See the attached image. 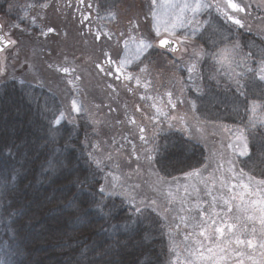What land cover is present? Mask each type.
<instances>
[{"label":"rangeland","instance_id":"1","mask_svg":"<svg viewBox=\"0 0 264 264\" xmlns=\"http://www.w3.org/2000/svg\"><path fill=\"white\" fill-rule=\"evenodd\" d=\"M175 2L182 3L183 0H175ZM206 2L213 4L215 0H206ZM235 2L245 8L244 12L233 13L242 20L243 27L226 21L215 8L204 9L196 17L200 31L187 41L186 53L177 41L179 50L174 53L154 46L146 51L140 60L134 61L128 71L140 77L141 86H137L135 80L121 81L115 79V76H106L96 68V64L102 63L105 69H108L105 52L117 61L125 55L131 57L135 52L136 44L129 40L128 49H125L123 44L130 33L135 36L136 41L143 37L156 45L158 38L152 31V20L149 15L151 0H83V3L79 0H0L2 32L4 35L10 34V36L5 35L6 40L11 38L17 42L0 52V67H3V71H0V110L8 103L14 119L20 121L25 114L22 105L24 103L32 105L34 102L42 107L48 106L50 114L53 111L48 101L50 98L58 105V109L55 110L56 115L52 114L53 126H57L54 122L61 112L64 116L59 124L65 122L68 125L75 124L76 118L83 114L90 126L93 139L90 158L96 170L101 173V186H105L106 193L112 191L118 193L104 195L122 198L126 201L125 207L131 211L130 213L135 212L131 206L133 196L137 204L146 195L149 199H156L158 204L168 206L166 198L169 188L177 198L175 201L177 210L180 208L178 201L181 198L185 199L186 206H192L198 201L211 203V197L206 195L207 190L200 178L185 180L184 175H180L178 190L176 184H165L160 187L154 169L149 168L144 156L148 149L156 145L157 135L161 131L179 132L184 138L203 148L206 154L204 164L209 165L203 172V178L208 179L217 165L223 163V175L229 185L247 184L249 177H252L253 191H258L255 182L264 178L245 172L239 162V158L245 156L233 154L232 150L227 148L229 143L234 147L237 145L238 136L246 138V129L239 125L230 126L204 120L201 118L204 116H200L193 109L194 100L189 97L193 93L202 91L203 77L207 78L208 83L209 74L213 78L212 80L209 76L212 84H222L240 92L244 77L252 75L258 79L257 73L264 60L261 56L252 58L249 52L243 49L241 40L243 35H249L264 45V0H235ZM29 4L35 7L29 8ZM41 4H47V7H40ZM89 4L92 5L91 8L88 7ZM188 15L191 16V13ZM84 16H88L89 19L82 23ZM33 17L35 23L32 22ZM131 21L139 23L138 31H132ZM48 28H53L54 31L47 32ZM228 29L232 33L228 32ZM191 30V26H185L178 28L177 33L182 36L185 32L190 33ZM98 33L99 40L96 39ZM104 33H109L111 38L109 39ZM121 33L124 34L123 37ZM254 45L251 42L247 47L255 50ZM258 47L261 49L260 45ZM225 49L226 56L223 52ZM194 51L202 55L198 58L193 57ZM190 61L196 63V70L191 78L186 68ZM63 67L74 68L75 72L65 74L57 70ZM141 67H146L147 70L140 72ZM75 76H79L80 79L76 80ZM69 80L73 83L69 84ZM144 82H149L147 87L144 86ZM109 84L113 87L109 88ZM125 84L132 87L133 91L129 92L124 87ZM38 89L48 95L42 96ZM169 91L173 93L175 109L168 104L166 93ZM141 96L152 99H141ZM72 99H76L78 106L82 107L79 113L72 112ZM153 104L156 107H153ZM252 104L253 102H250L248 106L250 119L256 118V123H262L264 111L259 113V108L256 107L253 112ZM157 109L165 114H159ZM4 117V114L0 115V124ZM25 117L31 126L36 116L27 113ZM133 117L137 122L136 125L129 123V118ZM181 117L184 118L183 123ZM18 124L19 122L17 127ZM0 126L5 130L4 124ZM138 126L146 128L148 144L140 141ZM133 145L141 157L139 160L133 155ZM229 160L232 161L231 164L228 163ZM97 161H100L99 166ZM229 168L233 171L228 172ZM241 170L246 175L242 180H238ZM214 175L217 183L213 187V195L219 197L224 194L226 198H230L233 193L220 186L221 173L215 172ZM113 183L117 185L115 190L111 187ZM209 183L211 184L210 180ZM185 184L189 186L187 194L184 191ZM135 185L140 187L133 190ZM196 189H199V194ZM232 203L235 213V205L240 203L239 198ZM221 205L217 206V211L220 210ZM204 207L211 211L208 204H204ZM144 210L156 215L151 208ZM254 214L258 216L259 212L256 211ZM158 217L163 222L167 242V264H185L190 251H195L196 255L200 254L199 244H194L192 239L184 240V236L191 232L192 228H185L180 224L177 230L175 224L170 225L160 216ZM176 223L179 221L177 220ZM252 226V222H249V229ZM255 227L259 228V224L256 223ZM170 231L171 235H169ZM199 240L205 245L203 254L207 256L206 248L210 242L202 237ZM232 247L234 248L235 245ZM244 251L251 252L246 248ZM191 258L195 260V264H208V261L196 260L195 256ZM235 259L237 258L232 257L228 264H232ZM245 264H251V261L245 258Z\"/></svg>","mask_w":264,"mask_h":264},{"label":"trees","instance_id":"2","mask_svg":"<svg viewBox=\"0 0 264 264\" xmlns=\"http://www.w3.org/2000/svg\"><path fill=\"white\" fill-rule=\"evenodd\" d=\"M242 37L243 49L264 60V45ZM250 41L255 50L247 47ZM209 76L208 83L203 77L202 91L189 96L195 111L204 120L246 129L250 155L239 158L240 166L264 178V121L250 119L248 107L255 102L259 113L264 111V81L244 77L240 92L212 84ZM48 101L51 115L48 106L24 103L20 121L8 103L0 110L5 115L0 124L5 127L0 128V264H167L163 222L149 210L130 213L122 198L98 191L101 173L90 158L87 120L82 114L73 125L53 126L58 105ZM27 113L36 116L31 126ZM155 146L168 179L201 167L206 159L200 145L176 131L159 132Z\"/></svg>","mask_w":264,"mask_h":264},{"label":"snow or ice","instance_id":"3","mask_svg":"<svg viewBox=\"0 0 264 264\" xmlns=\"http://www.w3.org/2000/svg\"><path fill=\"white\" fill-rule=\"evenodd\" d=\"M79 2L83 3V0H79ZM28 7L32 8L35 7V5L29 4ZM40 7H47V4H41ZM88 7L91 8L92 5L89 4ZM207 8H215L216 12L226 21H230L240 27L244 26L242 20L238 19L233 13L244 12L245 8L235 2V0H215V3L213 4L207 3L206 0H183L182 3L175 2V0H151L149 15L152 20V31L158 38L157 44L153 45L152 42L145 40L143 37H141L139 41H136L135 36L130 33L128 39L123 41V44L125 49L129 48V40L136 44L135 52L132 53L131 57L125 55L117 61L112 59L108 52H105L104 56L107 60L108 69L106 70L102 63H97L96 68L106 76H115V79L121 81L135 80L136 85L141 86L140 77L135 76L132 72L128 71L134 61L140 60L141 56L154 46H159L160 48H164L174 53L179 50L178 47L173 46L177 41H179V45L183 47V50L186 53L188 50L187 41L200 31L199 22L196 20V17L201 11ZM188 13H191V16H189ZM88 19V16H84L82 23ZM32 22L35 23V17L32 18ZM131 25L133 32L138 31L139 23L137 21H131ZM185 26H191V32H185L182 36L178 35L177 29L184 28ZM53 31V28L47 29V32ZM5 35L10 36V34ZM5 35H0V52H2L5 47L14 46L17 43L16 40L11 38L6 40ZM104 35L108 36L109 39L111 38L109 33H104ZM121 36L123 37L124 34L121 33ZM96 39H100L99 33L97 34ZM223 52L226 56L227 50L225 49ZM201 55L202 53L200 52H193V57L198 58ZM261 63L262 66L257 75L259 80L264 81V61ZM177 67H179V65H177ZM186 68L189 78H191V75L196 70V63L190 61ZM57 70L65 74H72L75 72L74 68L69 67L58 68ZM146 70V67H141L139 69L140 72H145ZM0 71H3V67H0ZM249 71H251V69ZM75 79L79 80L80 77L75 76ZM72 83L73 81L69 80V84ZM148 84L149 82H144L145 87H147ZM108 87L112 88L113 86L109 84ZM124 87L129 92L133 91L132 87H129L127 84H125ZM166 95L168 97V104L175 109L176 104L172 99L173 93L169 91ZM145 98L152 99V97L141 96V99ZM180 102L183 103L184 101ZM153 107H156V105L153 104ZM192 107L195 109L194 103L192 104ZM256 107V103L253 102L251 110L254 112ZM71 110L76 113H79L82 110V107L78 106L76 99H72L71 101ZM137 111H139V108H137ZM157 112L161 115L165 114L160 109H157ZM63 116L64 113L61 112L54 123L58 125L61 122V119H63ZM180 120L181 123H183L184 118L181 117ZM129 123L136 125L137 122L133 117L129 118ZM198 130L199 129H197V131ZM138 131L140 141L144 144H148L149 141L146 137V128L138 126ZM125 139H127V137H125ZM237 141L238 143L235 147L232 143H229L227 148L231 149L233 154H237L239 156H249L250 152L247 139L245 137L238 136ZM129 143L132 142L129 141ZM159 151V146H154L153 148L148 149L145 153L144 159L147 161L149 168L154 169L155 175L158 177V184L161 188L165 184H176L178 190L180 187L179 178L171 177V180L167 179L166 177L170 176V173H166L164 171L162 161L156 160L154 153H158ZM133 155L137 160L141 158L136 152L135 145H133ZM110 158L111 157H109V159ZM96 163L97 166L100 165V161H97ZM157 163L161 164L159 169L154 168ZM228 163L231 164L232 161L229 160ZM208 167L209 165L205 163L199 168H193L192 171L184 173V178L185 180H189L194 177L200 178L201 183H204L207 190L206 195L211 197V203L208 201H198L192 206H186L185 199L181 198L178 201L180 203V208L177 210L175 207V201L177 198L173 196L171 188H169L166 198L168 206L166 207L158 204L156 199H149L146 195L142 200H140L139 204L136 203V198L133 196L131 206L138 214L142 213L144 209L151 208V210L155 212L157 216H160L166 223L170 225L175 224V228L177 230H179L180 224H183L185 228H192V231L188 232L184 236V240L189 241L192 239L194 244H199L200 254L196 255L195 251H190L189 257L185 260V264H195V260L191 258L193 256H195L196 260L202 262L208 261V264H228L232 257L237 258L232 261V264H245V258L251 261V264H264V180L255 182L257 189H259L258 191H253L252 177H249V183L247 184L237 183L229 185L227 178L223 175V163L218 164L214 173H221L219 179L221 188H226L228 192L233 193L230 198H226L224 194H221L218 197L213 195V187L217 183L214 173H210L208 179L203 178V172L206 171ZM227 171L232 172L233 169L229 168ZM161 173L164 174L161 175ZM109 174L111 175V173ZM245 175L246 173L241 170L237 179L242 180ZM114 179H116V177H114ZM209 180L211 181V184L209 183ZM111 187L115 190L117 185L113 183ZM139 187V185H135L133 190ZM188 187V184L184 185V191L186 194L188 192ZM237 189H239V192H237ZM154 190L156 189L154 188ZM98 191L101 194H118L115 191L106 193V188L103 185ZM196 191L197 194H199V189H196ZM138 194L139 193H137V195ZM125 195L127 196V193H125ZM251 197H255V199H250ZM237 198H239L240 203L235 205L236 211L233 213L232 202ZM204 204H208L211 211L206 209ZM218 205H221L219 211H217ZM256 211L259 212L258 216L254 214ZM177 220L179 223H176ZM249 222H252L253 224L251 229L248 227ZM256 223L259 224V228L255 227ZM169 235H171V231ZM200 237L210 242V245L206 248L208 253L207 256L203 254L205 245L201 240H199ZM232 245H235V247L233 248ZM245 248L251 250V252L246 253L244 251ZM257 250H259L258 254Z\"/></svg>","mask_w":264,"mask_h":264},{"label":"water","instance_id":"4","mask_svg":"<svg viewBox=\"0 0 264 264\" xmlns=\"http://www.w3.org/2000/svg\"><path fill=\"white\" fill-rule=\"evenodd\" d=\"M0 35H3L1 25H0ZM5 39H6V38H5ZM156 44H157V42H156ZM173 46H174V47H178V43L176 42V44H174ZM156 47L160 48L159 46H156ZM161 49H164V48H161ZM164 50H166V49H164ZM167 51H168V50H167Z\"/></svg>","mask_w":264,"mask_h":264}]
</instances>
